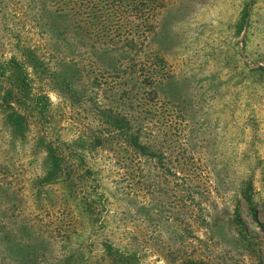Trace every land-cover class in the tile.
<instances>
[{
    "label": "rangeland",
    "instance_id": "rangeland-1",
    "mask_svg": "<svg viewBox=\"0 0 264 264\" xmlns=\"http://www.w3.org/2000/svg\"><path fill=\"white\" fill-rule=\"evenodd\" d=\"M261 67L264 0H0V264H264Z\"/></svg>",
    "mask_w": 264,
    "mask_h": 264
},
{
    "label": "trees",
    "instance_id": "trees-1",
    "mask_svg": "<svg viewBox=\"0 0 264 264\" xmlns=\"http://www.w3.org/2000/svg\"><path fill=\"white\" fill-rule=\"evenodd\" d=\"M245 15V14H244ZM244 15L242 18H244ZM244 19L242 22L239 23V30H242L244 26ZM28 57L31 61L32 67L36 68L41 65V60L36 57V55L32 54L31 52H28ZM11 67L13 70H11V75L9 79V84L7 87V90L3 93V102L5 105L10 107V104L13 100L18 99V101H21L19 103H26L25 101L29 98V88H28V76L26 72H24L22 65L19 64L15 59H11ZM264 69L263 67H261ZM55 75V73H53ZM47 97L46 96H37L34 100L38 105H40L39 110L41 112H44L46 109V103H47ZM36 103L34 105H36ZM7 122L13 129V132L15 134H23L25 131V119L23 118L22 114L18 113L17 111H11L7 114L6 117ZM111 124L114 125V127L122 130L124 125L121 123V120L119 118H113L111 120ZM22 135V136H23ZM130 144L133 146H136L139 148V150L146 153L147 149L144 145H141L138 142V139L134 136H130ZM47 151L45 156V165L46 170L44 171V175L38 180V185L40 188L44 186L46 183H51L54 181V179L58 176H62L65 182H67V186L72 187L70 184L74 178L73 176V170L71 169V166L67 164L66 156L62 155V149H56L53 145H47ZM246 201L249 203L251 212L253 217L256 218V212L252 205V200L250 196H245ZM235 217L238 221L240 220L239 217V210L238 208L235 209ZM107 253L110 254V256L113 258L111 260V264H126L129 262V258L120 256L119 252L116 250H111L110 248L107 249ZM183 264H200L196 261L190 260L187 262H184Z\"/></svg>",
    "mask_w": 264,
    "mask_h": 264
}]
</instances>
